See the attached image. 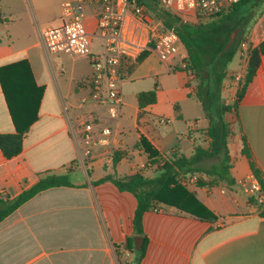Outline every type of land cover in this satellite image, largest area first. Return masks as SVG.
Here are the masks:
<instances>
[{
	"label": "crops",
	"instance_id": "obj_1",
	"mask_svg": "<svg viewBox=\"0 0 264 264\" xmlns=\"http://www.w3.org/2000/svg\"><path fill=\"white\" fill-rule=\"evenodd\" d=\"M67 1L83 2L84 22L92 35L91 51L101 54L104 40L97 26L100 0H0L5 20L0 23V69L25 60L35 84L44 88L38 119L25 135L21 154L7 159L0 150V198L14 200L49 174H69L71 182L39 193L0 223V264H134L135 253L124 246L129 238L137 237L133 224L137 199L110 181L94 183L109 175H133L147 164L140 173L154 177L157 162L169 160L173 152L191 158L197 147L208 150L211 145L209 119L195 91L197 81L183 71L187 56L183 47L172 59L164 61L150 52L127 68L123 114L113 124L114 136L109 145L95 150L94 157L85 158L71 134L69 120L80 100L90 94L91 62L87 56L49 54L42 42L47 28L63 25ZM246 38L253 45L249 57L242 52L235 56L240 57L239 72L244 74L240 88L252 51L264 44V12L254 19ZM229 66L223 100L229 91L240 89L229 90L239 73ZM25 74H29L26 69H11L3 78L19 82ZM155 88L157 102L140 109L139 94ZM228 114L234 185L187 186L218 220L202 221L160 205L162 212L144 216L148 245L139 264H264V217L260 215L264 206H257L243 188L244 181L254 175L251 163L264 179V55L237 111ZM132 131L136 139L130 147L126 139ZM15 132L0 82V134ZM141 139L157 151V160L137 147ZM245 141L251 158L244 152ZM117 150L124 155L114 165L106 155ZM126 160L128 165H124ZM216 164V159L204 161L205 166Z\"/></svg>",
	"mask_w": 264,
	"mask_h": 264
},
{
	"label": "trees",
	"instance_id": "obj_2",
	"mask_svg": "<svg viewBox=\"0 0 264 264\" xmlns=\"http://www.w3.org/2000/svg\"><path fill=\"white\" fill-rule=\"evenodd\" d=\"M137 1L162 21L167 29L174 30L186 49L187 56L183 60V71L190 76H194L197 81L195 91L209 119L210 125L207 131L211 145L208 150L197 147L191 158L173 152L171 158L164 160V164L156 169L154 177H145L141 173L123 178L109 175L94 183L96 185L110 181L121 192H129L137 199L138 204L133 223L134 232L135 236L144 238V243L141 250L138 251L135 247L134 237H131L124 246L125 250L135 253L137 258L134 264H139L144 258L148 245L143 227L144 216L148 212H155L160 205L176 208L202 221L215 222L218 220L216 214L182 182L189 177L198 176V187L212 188L221 182L229 186L234 185V180L230 175L231 156L228 148V138L232 133V125L226 120V114L223 111H226V113L237 111L246 88L253 81L261 57L264 55V44L252 51L244 85L238 90L234 104L226 106L222 93L224 82L228 77V66L240 52V45L246 39L254 19L260 13L264 0H240L226 13L196 23L181 22L178 17L161 8L156 2V4L153 3L154 1ZM4 21L0 11V23ZM239 28L241 33L237 36L231 48L225 51L232 33ZM149 54L148 51L144 52L136 62L130 63L128 68H133ZM3 68L0 69V82L16 132L14 134H0V150L5 158L12 159L23 151L25 135L38 119L44 88L35 84L30 66L25 60ZM17 68L22 72L26 69L29 74H25L19 82H6L3 73ZM138 100L140 109L155 104L157 102L156 88L149 92L140 93ZM137 147L143 148L149 158L157 160V151L146 139H141ZM246 148L245 141L244 152L248 158H251ZM123 155L120 150L115 151L113 164L117 165L122 160ZM208 159H216L218 164L205 166L204 161ZM159 163L161 162H157V164ZM251 167L264 191L262 174L252 163ZM70 185L69 174H49L14 200L0 198V223L39 193L51 188ZM260 215L264 217V209ZM118 255H120L119 251ZM120 264L131 263L120 261Z\"/></svg>",
	"mask_w": 264,
	"mask_h": 264
},
{
	"label": "built area",
	"instance_id": "obj_3",
	"mask_svg": "<svg viewBox=\"0 0 264 264\" xmlns=\"http://www.w3.org/2000/svg\"><path fill=\"white\" fill-rule=\"evenodd\" d=\"M98 14V32L104 40L103 52L92 53V35L84 22L85 7L81 1H67L63 5V25L49 27L42 34L43 46L49 54L66 53L72 57L87 56L93 68L88 82L90 94L81 99L77 112L70 118L71 134L85 158L94 157L95 150L109 145L114 136L113 124L123 114V84L127 68L146 51L166 61L174 58L184 47L174 30L167 29L152 12L137 0H102ZM178 17L183 23H196L226 13L240 0H152ZM253 48L247 38L240 45L245 57ZM243 72L234 76L236 82ZM106 112L105 114L103 112ZM106 157L112 161L113 152ZM164 161L157 164L162 166ZM147 165L137 168V173ZM198 176L183 180V185H197ZM243 188L257 206H264V191L255 175L249 176ZM155 212H162L158 208Z\"/></svg>",
	"mask_w": 264,
	"mask_h": 264
},
{
	"label": "rangeland",
	"instance_id": "obj_4",
	"mask_svg": "<svg viewBox=\"0 0 264 264\" xmlns=\"http://www.w3.org/2000/svg\"><path fill=\"white\" fill-rule=\"evenodd\" d=\"M150 1H152V0H150ZM100 2H101V4L103 3V1L102 0H100ZM153 3H155V2H153ZM156 4V3H155ZM262 12H264V4L262 5V7H261V10H260V13L258 14V16H260L261 14H262ZM0 27H3L2 25L0 26ZM98 40V39H97ZM102 41L100 40L99 41V43H101ZM103 45H104V43H103ZM72 57V56H71ZM69 63H71V59L69 60ZM241 64H240V57L239 56H237L234 60H233V62L230 64V66H229V69L231 70V71H236V72H239V71H241L240 69H241ZM230 80V79H229ZM233 81V80H232ZM236 89L237 90V88H240V84H239V82H236V84H234L233 86L231 85V86H229V90H231V89ZM235 92V91H234ZM232 93V92H230L229 91V94H228V96L226 97V99L224 100V103H225V105L227 106V105H232V104H234V101L233 100H235L236 98H237V92L238 91H236L235 93ZM223 96H225V95H223ZM76 95L74 96V98L71 100L72 102H74V99H76ZM227 100L229 101V103L227 102ZM225 114L226 115H228V117H229V115L230 114H228V113H226V111H225ZM128 135V134H127ZM136 139V132L135 131H132V134H130L128 137H127V139H126V141H127V145L128 146H132V144H133V141ZM113 155H114V153H113ZM128 163H129V161H125V164L124 165H128ZM127 171H128V167H127ZM79 178L81 179V178H83V177H81V175L79 176ZM79 178H77V179H79ZM79 179V180H80ZM78 180V181H79Z\"/></svg>",
	"mask_w": 264,
	"mask_h": 264
},
{
	"label": "water",
	"instance_id": "obj_5",
	"mask_svg": "<svg viewBox=\"0 0 264 264\" xmlns=\"http://www.w3.org/2000/svg\"><path fill=\"white\" fill-rule=\"evenodd\" d=\"M241 33V29H237L235 30L230 39H229V42L225 48V51H228L231 46L233 45L234 41L236 40L237 36ZM223 113H225V111H223ZM134 243H135V247H136V250H141L142 246H143V243H144V238L143 237H135L134 238Z\"/></svg>",
	"mask_w": 264,
	"mask_h": 264
}]
</instances>
